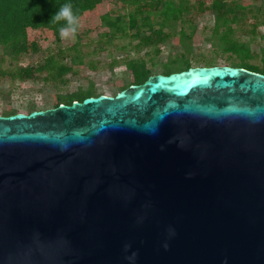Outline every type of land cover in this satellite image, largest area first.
Here are the masks:
<instances>
[{
  "label": "water",
  "instance_id": "1",
  "mask_svg": "<svg viewBox=\"0 0 264 264\" xmlns=\"http://www.w3.org/2000/svg\"><path fill=\"white\" fill-rule=\"evenodd\" d=\"M0 264H264V74L0 114Z\"/></svg>",
  "mask_w": 264,
  "mask_h": 264
},
{
  "label": "rangeland",
  "instance_id": "2",
  "mask_svg": "<svg viewBox=\"0 0 264 264\" xmlns=\"http://www.w3.org/2000/svg\"><path fill=\"white\" fill-rule=\"evenodd\" d=\"M211 1L182 0V5L189 8L178 14L169 13L170 17L164 25L160 24L164 18L162 6L159 7L160 12L152 10L148 14L149 22L155 28L166 31L168 36L156 45L137 48L138 35H133L134 29L127 23L132 6L122 5L115 0H103L79 28L78 48L82 61L65 75L66 82L45 81L42 73H36L35 78L27 80L0 76V114L8 109L28 113L53 107L52 100L56 94L79 89L91 88L97 95L113 96L130 84L137 83L133 79L132 67L128 66L136 61L145 63L150 70L149 75L180 71L188 65L233 66L232 62H240L243 58L261 66L264 58V0H226L227 3L234 1L242 6L228 13V20L220 19L218 22L209 8ZM200 2L203 3L202 8ZM104 13H108L112 19L122 17L116 26L108 27L101 23ZM123 31H127V35L121 36ZM142 33H149L146 26ZM36 38L41 44L40 50L20 54L12 62L5 56L1 65H35L49 53L67 49L74 42L71 37L59 41L43 40L42 36ZM231 44L239 51L232 50ZM244 54L246 56L242 57Z\"/></svg>",
  "mask_w": 264,
  "mask_h": 264
},
{
  "label": "trees",
  "instance_id": "3",
  "mask_svg": "<svg viewBox=\"0 0 264 264\" xmlns=\"http://www.w3.org/2000/svg\"><path fill=\"white\" fill-rule=\"evenodd\" d=\"M115 1L122 5H130L133 8L131 12H128L127 23L130 28L134 29L133 35H138L137 48L156 45L168 36L166 31L158 27L155 28L149 22L148 14L152 10L159 11V7L162 6L161 13L164 15V18L160 21V24L164 25L170 17L169 13L178 14L189 8L187 5H182V0ZM66 2L68 0H0V50H2V53H0V76L27 80L35 78L36 73L38 75L42 73L44 74L42 79L45 81L52 83L66 82L65 75L73 71L76 63L82 61L79 54L80 49L78 48L80 45L79 28L82 26L84 19L96 10L103 0H70L73 11L79 18V25L74 42L67 49H58L56 52L49 53L41 62L35 65H18L14 63L12 66L7 67L1 65L5 56L9 57L12 62L20 54H31L40 50L41 44L36 38L38 36H42L43 40L59 41L61 39L59 28L65 21L61 20L57 22L51 19V17ZM202 4L200 2V8H202ZM241 6V4L234 1L227 3L226 0H212L209 8L214 12L218 22L220 19H223V21L228 20L226 15L230 12H235ZM120 17L122 16H116L112 19L108 13H104L101 16V23L108 27H113L116 26V22L120 20ZM139 18L141 22H139ZM145 26L149 30V33H142V29ZM117 27H119V24ZM120 35H127V31H123ZM232 45L230 48L238 52L239 49H235ZM245 56L246 54L242 57ZM232 63L233 66H240L264 74V58L261 66L249 63L245 58L240 62ZM128 66L132 67L134 82L141 83L149 76L150 70L143 61L131 62ZM91 95H97L91 88L79 89L69 93H58L53 97L52 104L53 106H57L60 103L70 104L74 100H82ZM17 112L20 111L8 109L3 112V115Z\"/></svg>",
  "mask_w": 264,
  "mask_h": 264
},
{
  "label": "clouds",
  "instance_id": "4",
  "mask_svg": "<svg viewBox=\"0 0 264 264\" xmlns=\"http://www.w3.org/2000/svg\"><path fill=\"white\" fill-rule=\"evenodd\" d=\"M51 19H54L57 22L61 20L65 21V23L59 28L61 38H75L79 25V18L73 11V6L70 0L62 4L54 15H52Z\"/></svg>",
  "mask_w": 264,
  "mask_h": 264
}]
</instances>
